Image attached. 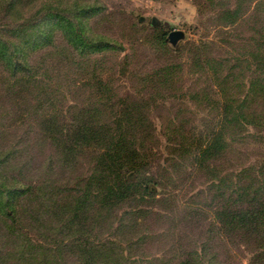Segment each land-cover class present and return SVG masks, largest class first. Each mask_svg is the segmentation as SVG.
Masks as SVG:
<instances>
[{"label":"rangeland","instance_id":"obj_1","mask_svg":"<svg viewBox=\"0 0 264 264\" xmlns=\"http://www.w3.org/2000/svg\"><path fill=\"white\" fill-rule=\"evenodd\" d=\"M30 5L24 17L42 7L63 13L90 44L70 47L59 31L68 22L48 16L36 50H26L30 91L10 87L0 66V176L33 191L17 229L60 253L57 264L77 263L80 250L69 252L77 238L95 246L97 264H261L264 242L226 218L245 206L242 189L264 186V0ZM173 31L182 35L175 43ZM44 120L109 128L134 161L123 168L134 174L129 189L77 207L75 198L94 191L86 184L101 150L91 142L64 160ZM7 234L0 221V264H21L8 260L16 242Z\"/></svg>","mask_w":264,"mask_h":264},{"label":"trees","instance_id":"obj_2","mask_svg":"<svg viewBox=\"0 0 264 264\" xmlns=\"http://www.w3.org/2000/svg\"><path fill=\"white\" fill-rule=\"evenodd\" d=\"M29 4H31V0H0V20L10 16H20V19H13L10 27L0 30V66L2 71L6 73L5 78L8 80V85L13 88V85L20 83L21 86H25L23 91H30L32 79L35 77L27 54L29 53L30 56L37 48V43L33 42L45 17L55 15L68 22L69 29L60 28L59 31L69 46L72 45L77 51L82 52L81 47L90 44L81 41L78 35L79 32L63 13L48 12L47 8L43 9L42 7L28 17H24L21 11L24 10L25 6L26 12L31 10ZM44 4L46 5V2ZM88 8L84 6L81 7V10ZM89 10H93V8ZM170 36L171 42L175 43L182 35L173 31ZM51 38L50 35L48 40ZM71 38L78 40L80 45L76 44ZM43 40L46 42L47 37ZM47 45H49V42ZM28 49L30 51L27 53ZM43 123L45 124L43 130L53 136L50 139H54L55 145L62 152L64 160H69L79 147L90 146L91 142H95L101 150L98 153L95 169H93L94 173H92L86 184L88 188L95 186L94 191H87V193L75 198L74 202L77 207L80 209L87 208L88 203L93 199H98L101 203L118 200L129 189L134 174L130 173L126 178L123 168L127 163L134 161L133 158L128 157L121 140L111 136L109 128H90L80 120H76L74 123L72 121L69 124H59L55 120H44ZM217 140L213 141L212 147L209 144L211 149L217 144ZM206 151L203 150L202 153ZM5 155L0 150V169H2ZM132 167L135 169V163ZM8 182L9 180L6 177L0 176V221L8 229L10 235H7L11 237L10 241L16 242L11 243V251L6 252L9 257L8 260L12 259L13 262H20L21 264H57L58 258L61 256L60 253H48L46 248H40L35 243L36 241L34 242L31 238L26 237L22 230L17 229V224L25 218L24 213L27 212L28 202L32 199V188L29 185H21L18 181H16L15 184L17 185L15 187H9L11 185H6ZM150 189L151 187H148L146 190ZM93 193H98V198L97 196L94 197ZM239 196L242 200L241 203H245V206L236 210H229L226 221L229 224H236L245 228L251 235L264 242V186H259L254 192L252 191V194L247 189H242ZM51 208L47 207L44 214L55 215L56 213L52 212ZM76 211H74V214H76ZM58 212L64 214L65 209L62 205L58 206ZM40 219L42 218L39 216L37 220ZM71 243L69 252L80 250L77 256L79 260L74 264H97L95 258H99V254L92 243L82 238H77ZM15 244L17 246L16 251L14 250ZM60 244L63 245L62 242ZM3 258L5 259V255ZM254 261H260L261 264H264V251L256 255Z\"/></svg>","mask_w":264,"mask_h":264}]
</instances>
